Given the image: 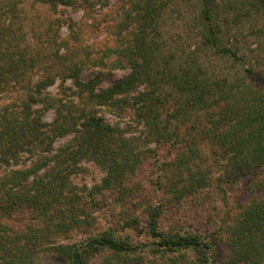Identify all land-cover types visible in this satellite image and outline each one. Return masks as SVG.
<instances>
[{"label": "trees", "instance_id": "obj_1", "mask_svg": "<svg viewBox=\"0 0 264 264\" xmlns=\"http://www.w3.org/2000/svg\"><path fill=\"white\" fill-rule=\"evenodd\" d=\"M48 1L53 9L75 3ZM84 1L91 4L95 0ZM129 3L131 8L115 25L118 44L107 49L108 55L120 56L129 71L97 91L95 79L79 80L80 61L73 56L82 48L78 42L69 43L63 53L53 48L61 20L36 19L33 34L31 30L28 33L23 22H15L16 12L11 23L0 24V88L12 79L22 83L20 78L24 75L29 81L24 85L26 96L20 103V115L6 114L2 119L4 113L0 114V137L7 141L6 145H0V154L11 157L34 147L50 152L56 137L71 132L76 133L72 141L79 143L76 150L72 151L70 144L61 146L52 157H40L30 167L13 170L0 179V214L9 215L14 208L27 209L33 220L25 225V230L0 235V249L7 248L8 238L35 239L33 242L38 244L43 233L55 236L62 230L81 229L91 221L92 206L102 202L98 195L104 197L109 192L116 193L115 206L121 209L118 226L81 245H58L63 264H90L93 257L107 250L118 257L105 264H132L138 254L131 256L136 245L130 232L143 222L144 236L154 244L149 252L170 254L172 264H205L209 252L213 253L214 263L220 261V253L215 249L219 236L182 232L171 225L166 228L163 214L168 206L174 209L177 201L184 203L186 198L207 193L209 199L200 209L206 213V207H213L217 197L213 199L210 193L226 195L225 190L234 178L231 176L243 177L264 168V26L259 24L264 18V0H129ZM183 3L184 7L192 3L193 15L181 11ZM12 7L15 10V5ZM172 7L180 15L183 12L187 25L197 30L198 43L193 52H180L167 42L164 21ZM246 25L252 29L258 26L256 32L262 37L257 42L258 49H251L256 50L251 54L244 47L248 41L232 37V30ZM130 26L132 29L125 38L122 32ZM74 38L80 39L77 35ZM122 42H127V46L121 45ZM211 54L231 62L233 69L214 65ZM95 60L104 63L102 57ZM32 69L44 71L30 83ZM56 74L75 77L79 88L84 87L79 98L85 107L72 99L65 102L61 99L58 104L59 100L42 94L55 83ZM140 86L142 89H138ZM64 106L68 108L66 112ZM49 108L56 110L51 123L43 120L44 111ZM128 110L133 111L134 123L146 126L143 132L149 144L173 149L171 157L157 164L164 172L163 188L169 193L168 204L151 202L142 205L141 211L128 206L143 195L139 183L143 165L159 155L157 146L144 151L135 143L138 137H127L118 121L111 122L104 116L108 111L122 117ZM208 145L215 148L211 155L224 159L233 174L222 178L211 176L206 165L211 152ZM88 153L104 165L107 176L90 195L69 194L64 186L67 175L74 170L76 159ZM53 158L64 170L57 172L51 167L50 172L57 173L51 177L50 172L42 174ZM184 172L187 175L182 176ZM177 180L182 184L180 187L176 186ZM255 188L258 189L256 184ZM199 212L193 215L198 216ZM215 212L214 208L211 214ZM238 217L230 232V262L264 264V197L245 205ZM3 228L0 227V232ZM24 249L19 248L20 255Z\"/></svg>", "mask_w": 264, "mask_h": 264}, {"label": "rangeland", "instance_id": "obj_2", "mask_svg": "<svg viewBox=\"0 0 264 264\" xmlns=\"http://www.w3.org/2000/svg\"><path fill=\"white\" fill-rule=\"evenodd\" d=\"M72 4L58 5L57 9H53L48 0H0V24L11 23L15 18L18 24L24 23L26 30L33 34V25L37 20H49L50 17L61 20L60 28L58 29V36L55 38V46L53 48H59V53L66 51V47L70 44L78 42L82 48L78 50V54H73L76 60L80 61L79 64V80L88 82L90 79L94 80V88L97 91L100 88H105L111 85L114 81L122 78L129 71L128 66L122 61L121 57L116 55H108L107 49L112 45H117L116 41V27L119 24L118 21L124 17L127 9H130L129 0H95L94 3L89 4L84 0H74ZM15 5V10H13ZM190 5L180 7L181 11H185L187 14L192 13ZM176 7H172V10L168 11L165 15L164 21V33L167 42L172 47L179 48V51L193 52L198 43L197 30L187 25V18L183 16V12L180 15L179 10ZM260 27L264 26V18L259 21ZM248 28L247 25L242 28H236L232 30V37L237 36L243 42L248 41L244 47L247 48L249 53H253L251 49H258L257 42L260 38L258 36L257 28ZM259 27V28H260ZM130 26L126 31L122 32V35L126 38L129 35L128 31H131ZM75 32V33H74ZM31 34V33H30ZM29 34V35H30ZM75 34V35H74ZM28 35V36H29ZM79 36V41L74 38ZM30 37V36H29ZM28 37V38H29ZM1 41V40H0ZM121 45H126L127 42H122ZM121 46V47H123ZM113 54V52H112ZM102 57L104 63H97L95 59ZM213 58V64L216 66H225L227 70L233 69L231 62L226 59L218 58L211 54ZM118 61V62H117ZM44 70L38 71L37 69L30 70V83L38 79ZM20 78V76H19ZM22 83H17L15 79L11 80L10 84H5L4 88H0V114L4 113L2 119L6 114L7 116L20 115L21 101L25 95L24 85L28 84L27 76L24 75L21 78ZM140 86L138 89H142ZM82 88V87H81ZM84 91L79 88L78 82L75 81V77L72 76H55V83L46 88L42 94H49L54 100L61 99L63 102L74 100L76 103H80V106L85 107L84 103L80 101L79 95ZM67 94V95H66ZM42 98V97H41ZM170 100V99H169ZM43 104H39L42 107ZM68 108L64 106L63 111L66 112ZM106 120L111 122L118 121L122 129L125 130L127 137H138L136 145L143 148L144 151L149 148L156 147L159 150V155H155V158H149L146 163H152L149 166L143 165V169L140 171L139 183L142 185V194L139 200L130 201L128 206L132 210L138 209L141 211L142 205L148 203H169L167 198L169 193H166L163 186L165 185L163 170L157 167L160 161L168 159L173 152L169 146H162L157 144H149L145 137L146 126L142 123L133 122L131 116L133 111L128 110L123 116H117L111 112H104ZM56 116L55 108H49L44 111L43 120L51 123ZM129 123H132L131 127H127ZM144 125V126H143ZM76 133H65L62 136L56 137L53 140V148L50 152L45 151L42 147H34L32 150L19 151L17 154L11 157H6L0 154V179L11 174L13 170L24 169L30 167L37 159L43 156L52 157L56 150L61 146L71 145V150L79 148L78 142L72 141V138ZM7 141L0 137V145L4 146ZM35 146V145H34ZM209 150V160L206 165H209L210 174L213 178L223 177L224 175L230 176L233 174V170L225 165V160L211 155L215 153V148L207 146ZM202 150V148H201ZM205 152V150H203ZM207 151V150H206ZM91 153L85 156H79L74 164V170H72L66 178V184H64L66 191L69 194L76 193L79 195H90L89 193L98 185L103 183L104 178L107 176V171L104 165ZM66 164V163H65ZM64 164V165H65ZM67 165V164H66ZM55 167L57 172L63 171L64 166L58 164L54 158L50 160L49 166L42 169L41 173L45 174L50 172V168ZM73 166L70 167V169ZM232 171V173H229ZM51 170L50 177L57 173ZM178 172V171H177ZM180 172L177 173V175ZM187 175L186 172L181 174ZM235 175L232 180V184L227 193L217 192L212 194L213 199L217 196L212 207L208 205L206 207L207 214L202 210L203 202L209 199L207 193L199 196H192L186 198L184 203L177 201L174 209L168 208L163 214V222L167 226L171 225L179 231H193L204 235L205 237L216 235L218 238L216 251L220 253V261L213 262V253L209 252V259L203 263L213 264H233L231 263L232 246L230 245V232L236 225V221L239 219V211L255 198L264 197V168L260 169L254 174L245 175L243 177ZM226 177L224 178L225 181ZM177 187L182 184L179 180L176 181ZM255 184L256 187L255 188ZM116 193L106 192V195H98V198L102 197L101 203L92 206V217L90 223L85 224L81 229L74 228L70 231H60L55 236L47 235L43 233L41 240H38V244L33 241H21L15 238L7 239V248L0 249V264H63V258L60 257L59 251L56 249L58 245L77 244L81 245L93 237L94 235L104 233L112 230V228L118 226L117 219L120 216L121 209L115 206ZM2 202L5 201V197H2ZM178 200V199H177ZM184 201V200H183ZM182 201V202H183ZM210 204V202H209ZM198 207V208H197ZM215 208V214L211 212ZM199 214L193 215L197 213ZM83 213V210L78 211ZM135 212V211H133ZM137 212V211H136ZM69 213V212H68ZM139 213V212H138ZM142 215V214H141ZM33 222L32 213L27 209H21L18 211L16 208L12 210V213L6 216L0 214V227H4L0 232V235H12L16 232L25 230L27 223ZM144 222L137 230H131L130 235L133 238V243L136 248H132L131 256L138 254L135 257L132 264H172V258L170 254H154L149 252V248L154 244L145 237ZM121 229V228H120ZM143 231H142V230ZM126 233L125 231L123 232ZM2 237H0L1 241ZM23 247L25 255L19 252V248ZM133 253V254H132ZM173 255V254H172ZM117 255L111 250L104 251L102 255L93 257L90 260V264H105L106 261L116 260ZM196 258V256H195ZM178 262H180L178 260ZM114 264V263H113ZM242 264V263H236Z\"/></svg>", "mask_w": 264, "mask_h": 264}]
</instances>
